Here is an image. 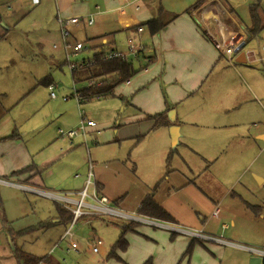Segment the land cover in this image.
<instances>
[{
  "label": "crops",
  "instance_id": "0c3cea01",
  "mask_svg": "<svg viewBox=\"0 0 264 264\" xmlns=\"http://www.w3.org/2000/svg\"><path fill=\"white\" fill-rule=\"evenodd\" d=\"M85 1L40 0L38 5L33 6L32 1L28 0L38 12L36 19L41 27L39 45L46 46L50 52L48 57L52 68L65 65L58 15L85 18L93 14L94 24L90 26L82 20L80 25L71 29V39L84 42L97 52L116 50L124 53L118 49L119 36L126 39V49L129 40L144 46V53L139 59L143 57L145 62L135 69L141 71L115 90V96L128 107V116L118 128L112 127L115 130L108 132L106 139L112 140L113 136L120 139L124 136L138 137L153 132L154 121L149 117L164 112L166 101L171 108L168 127L158 129L169 133L172 147L168 144L161 152L156 172L151 178L144 179L140 196L128 211L132 214L136 211L137 217L153 222L203 232L215 238L222 237L229 243L208 242L211 243L209 245L205 243L207 241L189 235L145 222H133L132 231L125 234L127 248L124 252H118L122 262L115 258L108 259L115 242L109 251L105 247L102 260H95L94 263L143 264L152 260L153 264H249V258L254 255L250 248L264 251V214L261 207L253 201L244 200L242 195L235 192V182L230 185L228 177L235 170L231 164L241 162L244 154L256 146L255 140L264 138V129L260 131L254 127L255 121L251 119L254 108L264 113L261 101V97L264 98V28L257 39L251 38L247 31L252 26L250 7L257 4V0H205L189 13L186 11L199 0H141L139 10L129 7L125 9V14H121L123 0H88L93 1L88 4ZM103 15L104 24L101 20ZM258 15L264 27V0H261ZM157 17L161 18L164 28L157 35H152L148 23ZM96 21H100L98 31L89 32V27L95 26ZM139 28L143 31L138 32ZM2 39L5 38L0 31V41ZM244 42L246 63L236 62L237 55L233 56L232 62L228 61L221 47L237 46ZM58 51L62 54L56 55ZM9 59L6 55L4 64ZM4 68L0 66L2 79L11 74L9 69ZM44 74H38L36 78L43 80L48 76ZM1 78L0 179L12 184L0 183L1 192L8 189L36 196L37 201L53 202L54 208L47 204L42 216L47 220L48 227L64 223V232L71 222H68L67 214L61 215L62 208L65 209L63 206L40 194L25 192L16 185L52 193L82 190L89 177V168H92L91 175L94 168L89 157V144L86 141L84 145L82 138L72 142L66 138V145L58 147L61 141L59 132L48 137L45 134V121L39 120L41 123H36L38 126L35 127L31 116L25 111L15 112V103H8V93L1 85ZM172 127L179 132L175 143L171 136ZM100 132V128L98 131L92 129L90 140H99ZM15 133L17 136L9 139ZM179 138L184 151L179 152L177 157L184 162L189 161L190 153L197 154L205 162H209L207 158L214 160L215 156H211L223 151L228 143L231 149L225 150L224 156L223 153L220 155L223 159L230 157L231 163L222 170L213 168L217 159L213 166L203 168V165L199 170L173 161L165 164L168 150L178 146ZM85 165L88 169L86 175L82 172ZM249 165L243 164L242 174L247 173ZM92 176L100 194L106 197V188ZM147 198H152L163 208L171 222L143 215L140 209ZM37 201L31 199L29 202L32 210L38 208ZM20 202L17 206L21 209L25 204ZM238 204L244 208V219L237 215ZM0 214L7 230L9 226L4 210ZM26 214L20 213L21 217L17 219L25 218ZM93 218L98 216L80 219L83 225H89ZM196 218L197 222H193ZM49 219L53 221L48 222ZM63 232L55 245L60 242ZM191 244L192 253L186 255ZM236 253H241L242 257L236 260ZM197 255L203 256L202 262L196 261ZM48 259V262L41 264H61L54 257L49 256Z\"/></svg>",
  "mask_w": 264,
  "mask_h": 264
},
{
  "label": "rangeland",
  "instance_id": "374dc122",
  "mask_svg": "<svg viewBox=\"0 0 264 264\" xmlns=\"http://www.w3.org/2000/svg\"><path fill=\"white\" fill-rule=\"evenodd\" d=\"M92 2L88 1L86 4ZM9 6L11 7L9 8ZM37 13L36 9L30 6L28 0H0V31L5 38L0 41V66L6 67L4 69H9V73H11L3 79L0 78L3 82L1 85H4L8 93V103H15V112L25 111L31 116L35 127L38 126L36 123L45 121V129H47L45 134H48V137L57 135L60 129L64 131L74 130L79 125L82 113L88 120L94 121L97 125L94 130L98 131L100 128L101 132L99 140L91 141V134L87 137V144L91 150L89 157L94 163L92 175L106 188L107 191L104 195L109 199L108 206L118 209L122 213L132 214L128 210H131V207L138 200L140 188L144 186V179L151 178L156 172L157 165L160 164L158 157L166 149V146L169 144L172 147V142L169 140L170 135L166 130L156 129L153 132L140 134L138 137L124 136L120 139L113 136L112 140L106 139L108 132L115 130L112 127L118 128L119 124L128 116L126 110L128 107L119 97L92 100L84 105H81L76 98L70 97L73 93L74 83L68 67L62 65L58 68H52L48 57L50 52L46 46L39 45L41 27H39L40 21L36 19ZM104 17L103 15L101 18L103 24L105 22ZM99 27L100 21H96L95 26L89 27L90 30L88 31L95 33ZM125 40L119 36L117 45L119 50L127 53ZM58 53L60 52L58 51L56 55ZM6 55L10 58V62L7 61L4 64ZM142 62L144 63L145 59L138 57L132 64L137 69L136 67ZM43 73L50 75V83L56 87V99L50 98L48 86L42 85L41 79L36 78L38 74ZM75 86L82 89L84 84L78 83ZM64 97L70 98L64 100ZM261 101L264 105L263 97H261ZM124 109L126 111H123ZM253 111L254 115L251 119L255 121L254 127L261 131L264 129V113L257 108H254ZM25 125L27 124L25 123ZM64 141L66 138L61 137L58 147L66 145ZM255 141L256 146L244 154L241 162L231 164L235 170L231 172L228 180L230 185L235 182L236 193L242 195L246 201H253L261 207L264 214V138ZM82 143L85 145L83 138ZM225 146L227 147H224L223 151H217L215 155L211 156H215L214 160L207 158L209 162H205L202 157L194 153H190L188 155L189 161L184 162L177 157L179 152L184 151L183 143L180 141L177 147L167 149L170 152L168 158L165 156L164 163L169 164L173 161L174 163H182L184 167L187 164L188 167L199 170L203 165V168L212 165L217 159L216 164L212 165L213 168L217 170L219 168L221 170L226 169L231 163V158L223 159L221 155L223 153L224 156L226 154L224 151L231 149L232 146L228 143ZM83 147L85 148V146ZM87 157L85 159L88 163ZM244 163L246 166L250 164L246 174L241 173ZM87 171L85 165L82 172L86 175ZM255 177L260 178L263 181L262 184H259ZM0 193L2 208L9 226L6 230L0 214V264H16L17 259L14 251L17 248L23 253L38 258L54 257L61 264H96L94 263L95 260L101 261L103 254H93L88 245L89 242L95 238L94 236L99 237L109 251V247L120 239L121 226L130 223L128 220L119 217L98 216V218L89 219L91 224L83 225L82 219H79L77 227L73 229L76 233L75 240L78 243V249L67 250L69 244L64 241L53 250L65 228V224L48 227L47 220L42 215H44L43 209L47 208V204L52 208L55 204L47 200L37 201L36 196L13 190L3 189L1 192L0 189ZM31 199L38 203V208L35 210H32L29 205ZM20 200L26 208L21 207L20 209L17 206L18 203H21ZM236 209L240 219H244L243 206L238 204ZM20 213H27V216L18 220L17 217H21ZM132 215L138 216L136 211ZM52 221V219L48 220V222ZM193 222H197V218ZM187 226L196 228L192 225ZM54 228L56 229L54 230ZM225 254L228 258V250L225 251ZM235 257L237 260L242 255L236 253ZM196 261L202 262L203 256L197 255Z\"/></svg>",
  "mask_w": 264,
  "mask_h": 264
},
{
  "label": "built area",
  "instance_id": "2783aa9c",
  "mask_svg": "<svg viewBox=\"0 0 264 264\" xmlns=\"http://www.w3.org/2000/svg\"><path fill=\"white\" fill-rule=\"evenodd\" d=\"M32 5L36 6L39 4L40 0H31ZM140 1L141 0H123V7L121 10V14H125V9L129 7L135 8V10L140 9ZM93 14L88 15L87 17L83 18L80 16H73L69 18L62 17L58 15L57 21L60 27V33L62 36V44L61 49L62 52H64V64L66 67H68V70L70 72V75L72 77V82L74 83V89L73 93L70 97L76 98L77 101H80V92L75 84H78L75 74L84 71L88 69L90 66L95 64V57L98 55L102 56V60H119L121 59H127L131 62L136 61V59L144 53L143 47L141 43H137L136 41L129 40L127 44V50L128 52L122 53L118 52L116 50L113 51H104V52H97L95 49L91 46L86 45L84 42L76 41L71 39V29L74 26L80 25L82 23V20H85V23L87 25H93L95 20L93 18ZM143 29L139 28L138 32H142ZM56 48V46H55ZM236 46H228V47H221V49L224 51L225 55L227 56L228 61L232 62ZM133 57V58H132ZM55 89L56 87L52 84L48 86V90L50 92V98L56 99L55 95ZM70 97H64V100H68ZM81 120L79 122V125L74 129L70 131H64L60 129L59 136L67 138L70 142L75 140L78 137H82L83 141L86 144L87 137L89 136V133L92 129H96V123L94 121L88 120L83 113L81 114ZM62 150V149H61ZM91 167L89 168V177L87 179L85 187L77 192H62V193H52V192H44L39 191L35 188H29L22 185H16L18 188L24 190L25 192L29 193H37L40 194L43 197H48L55 201L60 206H63L66 210L70 211L73 215V218L71 220V223L69 227L63 232V235L61 236V240L58 244H56L53 248H58L64 241H66L69 244V248L67 250H77L78 249V243L75 240V231L73 229L77 227L78 220L82 217H93L94 216H106V217H119L123 220L126 219L129 222H145L150 224L154 227H160L165 228L168 231H173L178 234L183 235H189L193 238L204 240L207 242H212L215 244H229L227 241H225L222 237L215 238L213 236H208L204 234L203 232H193L189 230H183L182 228H179L177 226H169L164 225L159 222H153L150 220H146L143 218H139L135 215H130L126 213H121L117 209L112 208L108 206L109 199L102 196L97 189V185L95 181L93 180V176L91 175ZM0 183H5L8 185H12L8 182H5L4 180L0 179ZM14 185V184H13ZM15 186V185H14ZM217 215V212L215 213ZM95 238L89 242V247L91 249V252L93 254H102L105 253V245L101 238L94 236ZM51 250V251H53ZM254 255L260 256L264 258V251L257 250L250 248L249 249Z\"/></svg>",
  "mask_w": 264,
  "mask_h": 264
},
{
  "label": "trees",
  "instance_id": "16d2710c",
  "mask_svg": "<svg viewBox=\"0 0 264 264\" xmlns=\"http://www.w3.org/2000/svg\"><path fill=\"white\" fill-rule=\"evenodd\" d=\"M205 0H199L197 3L188 9L186 12H190L191 10H196V8L200 7ZM261 5V0H257V4L252 5L250 7V16L252 18V26L247 29L249 31L250 37L253 39L259 38L262 33V29L264 27L261 26L260 16L258 15V10ZM149 31L152 35H157L163 28L164 24L160 17L154 19L148 23ZM95 64L90 66L88 69L84 71H80L75 74V78L77 82L84 84V87L79 90L80 92V101L81 105L90 103L92 100H106L107 98H116L115 90L120 87L122 84L129 82L140 70H135L134 65L131 61L127 59H119V60H102V56L98 55L95 58ZM50 76H47L41 80V84L45 86H49ZM170 105H167L166 101V109L162 113L155 114L149 119L154 121L153 130H156L161 127H168V114L170 113ZM17 136L15 133L9 139H14ZM29 169V168H28ZM27 171V169H26ZM19 172H16V174ZM156 188V187H155ZM98 189V187H97ZM141 206V213L143 215L156 216L158 219H162L167 222H171L170 216L167 212L161 208L158 204L154 203L152 198H147ZM2 208V198L0 193V212L3 211ZM63 216L67 214L68 222H71L73 215L62 208L61 215ZM70 219V221H69ZM4 220V219H3ZM132 224V226H131ZM133 222L126 224L121 228V237L117 241V243L113 246L108 259L115 258L116 260L122 262L120 259L118 252H124L127 248V240L125 234L127 232L132 231ZM192 253V244L187 248L186 255H190ZM14 254L16 255V259L18 264H41L48 262V257L38 258L35 256H31L29 254L21 252L18 248L15 249ZM143 264H152L151 260L144 262Z\"/></svg>",
  "mask_w": 264,
  "mask_h": 264
},
{
  "label": "water",
  "instance_id": "95a60500",
  "mask_svg": "<svg viewBox=\"0 0 264 264\" xmlns=\"http://www.w3.org/2000/svg\"><path fill=\"white\" fill-rule=\"evenodd\" d=\"M88 1V0H86ZM244 46H245V42L242 44H239L236 46L235 50H234V54L237 55V59L236 62L240 63V64H244L246 63V53L244 50ZM170 116V115H169ZM171 136H172V141L175 143L179 137V132L177 128L172 127L171 128ZM256 180L258 181V183H262V180L255 177ZM249 264H264V258L257 256V255H253L252 257L249 258L248 261Z\"/></svg>",
  "mask_w": 264,
  "mask_h": 264
}]
</instances>
